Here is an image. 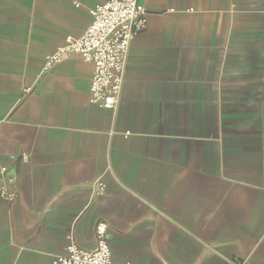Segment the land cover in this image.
<instances>
[{
    "label": "crops",
    "instance_id": "obj_1",
    "mask_svg": "<svg viewBox=\"0 0 264 264\" xmlns=\"http://www.w3.org/2000/svg\"><path fill=\"white\" fill-rule=\"evenodd\" d=\"M107 1L0 0V264L94 251L100 222L116 264H264V0H140L111 110L92 64L45 70Z\"/></svg>",
    "mask_w": 264,
    "mask_h": 264
},
{
    "label": "built area",
    "instance_id": "obj_2",
    "mask_svg": "<svg viewBox=\"0 0 264 264\" xmlns=\"http://www.w3.org/2000/svg\"><path fill=\"white\" fill-rule=\"evenodd\" d=\"M90 13L92 23L89 28L79 38L68 36L64 44L46 58L45 70L68 55H76L92 64L91 101L111 110L119 103L131 42L147 26V10L140 0H109ZM98 193H105L104 185H100ZM0 198L7 202L16 199L14 181L7 176L6 168L0 172ZM107 230L106 223L97 224V247L94 251L84 250L70 239L64 252L55 256L52 264H116Z\"/></svg>",
    "mask_w": 264,
    "mask_h": 264
}]
</instances>
